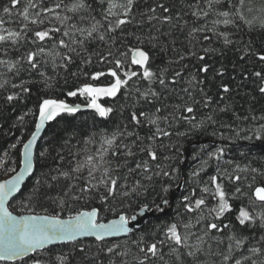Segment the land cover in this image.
<instances>
[{
	"label": "trees",
	"instance_id": "16d2710c",
	"mask_svg": "<svg viewBox=\"0 0 264 264\" xmlns=\"http://www.w3.org/2000/svg\"><path fill=\"white\" fill-rule=\"evenodd\" d=\"M73 2L31 0L37 7L29 8V20L26 21L20 13L29 0H19L16 6L11 5V0H0V20H3L0 28L19 32L21 26L26 25L32 30L22 33L26 38L16 44L11 41L0 42V60L8 62L20 60L29 51L35 52L40 47H52L53 39L43 42L35 40L33 33L36 30L60 28L59 33L50 35L57 41L63 38L71 44L72 38L83 39L87 30L97 21L100 22L98 32L85 40L83 47L71 45L75 48L72 53H68L66 48H59L60 52L71 56L66 67L59 57L55 67L49 58L37 57V70H30L26 60H20L11 71L7 64H0V85H3L0 87V180L18 170L20 150L34 131L41 99L51 98L71 105H85L88 101L86 96L79 93L68 96L67 93L75 91L84 83L104 86L112 83L114 78L108 74V69L114 67L115 59L124 61V68L118 72L121 79H125L126 71H134L137 75L122 86L115 97L100 102L102 106L113 109L107 117L100 118L91 111L77 112L62 114L46 125L35 149L33 174L11 200L8 208L15 215L45 214L60 218L96 208L100 222L117 218L121 213L131 217L144 204H148L150 210L160 205L166 213L147 219L138 229L119 240H82L47 248L17 262L0 264H31L30 258L36 256H40L45 264H138L145 254L139 251L133 241H139L141 237L146 244L158 245V255H149L145 264H236L237 260L240 264H253V261L255 264H264V227L260 220L264 215V203L253 195L256 187L264 186V138L256 139L257 130L264 125V93L259 91L264 81L254 75L256 72L264 74V61L258 58L264 54V28L260 26L264 12L259 11L264 7V0H245L242 11L245 19L252 21L251 26L233 15L236 12L234 5L238 6L239 0H220L218 4L213 3L211 9L208 8L207 0H134L132 12L127 18L130 22L112 32L107 29L109 22L116 17L104 19L108 0H85L90 7L78 12L68 10ZM125 2L114 0L117 5ZM56 4H60V8L56 9ZM5 7L9 8L8 13L3 11ZM44 7L53 8L54 11L42 12L41 8ZM164 8L168 11L164 12ZM249 8L252 11H248ZM113 10L117 13L123 11L119 7ZM222 11L230 13L229 18L233 23L213 24L215 20L224 19L218 15ZM37 12H40L38 19L44 20L43 24L30 22L32 18H37ZM193 12L208 14L196 17ZM57 14L70 19L61 25L56 19ZM149 16L153 19L149 20ZM164 16L171 19L164 21ZM120 18L125 17L121 15ZM81 28L85 29L83 35L76 31ZM193 28H203L204 31L192 33ZM65 30L70 32V37L62 35ZM220 33L228 34L232 43L225 45ZM100 34L105 35L104 41L98 39ZM204 36L209 39L204 40ZM136 47L149 55L146 67L157 77L151 83L143 78V69L131 63L130 49ZM109 52L112 53L110 58L107 56ZM101 55L105 56V60L100 59ZM200 56H204V60L201 61ZM181 57L184 59L181 60ZM45 60L48 62L44 63ZM204 65H208V70L200 72L199 69ZM40 71L49 78L47 83L51 87L45 86L46 81L39 75ZM162 71L166 81L164 86L159 84L158 79ZM94 72H103L105 75L93 81L91 77ZM176 72L181 75L173 83ZM13 85H23L29 91L24 92L21 87ZM224 85L229 88L227 93L223 92ZM137 88L140 92L151 88L158 96L145 99L136 92ZM185 88L192 93L191 98L183 91ZM9 95L15 98L9 101ZM207 97L211 100L205 107L203 102ZM193 101H196L194 105ZM176 105H192L194 113H185L182 108L177 110ZM157 108L161 109L159 113H156ZM140 112L149 114V118L152 114L168 117L167 121L159 120L158 126L170 135H157L154 140H149L156 133L157 126L150 124L148 118L140 117ZM133 113L137 114L139 123L131 119ZM181 115H193L195 120L190 123L180 119ZM209 116L212 117L211 121L207 120ZM201 121V127H193L194 123ZM115 131L122 135L117 136L114 147L106 154L108 163L105 167L110 169L114 178H118L121 187L114 197L109 196L106 200L101 199V196L106 195L103 185L82 193L81 188L86 183L96 184L102 178L103 169L94 173V180L88 177V167L79 172L73 169L88 155L95 156L102 143L101 137L111 136ZM89 138L95 142L87 143ZM205 140L209 143L204 144ZM13 144L15 148L11 147ZM149 144L157 153L154 161L140 151ZM218 147L224 149L222 156L218 160H210L197 177H190V173L208 159V153L215 152ZM113 151L117 154L112 155ZM129 151L133 155H126ZM42 152L43 157L40 155ZM145 161H148L149 171L136 168L137 163L143 164ZM129 169L134 171L130 172ZM62 172H68L69 176L60 175ZM163 172L169 175L164 176ZM212 175L221 178L218 182L222 183L231 205V210L219 220L213 219L208 213V209L216 205L217 201L200 191ZM54 176L57 179L53 180ZM236 176L240 177L238 181L234 179ZM180 178V189L170 201ZM37 181L40 182V195L33 197ZM138 181L142 187L137 192L131 191L137 187ZM164 187L168 188L166 195L162 193ZM237 188L241 190L239 193L236 192ZM193 189L196 198L203 195L206 199L204 219L199 222L200 212L188 213L182 207V197L190 195ZM125 191L129 193L128 196L121 194ZM161 196L169 200V205L161 204ZM242 207L255 218L246 221L245 225L237 220ZM173 222L180 225L178 230L181 235L189 236L187 245H175L166 239L165 228ZM189 223L191 227L185 229L183 225ZM207 223H217L222 231L211 230L205 236ZM224 224L230 226L223 228ZM229 236L234 238L229 240ZM198 237L202 239L198 240ZM241 238L246 239L237 247L235 240ZM113 245L118 247L108 252L107 249ZM252 248L260 251L253 253L250 251ZM60 255L65 257L63 261L56 259ZM225 255L229 257L228 261L224 260Z\"/></svg>",
	"mask_w": 264,
	"mask_h": 264
},
{
	"label": "snow or ice",
	"instance_id": "6c2138e0",
	"mask_svg": "<svg viewBox=\"0 0 264 264\" xmlns=\"http://www.w3.org/2000/svg\"><path fill=\"white\" fill-rule=\"evenodd\" d=\"M103 2V0H102ZM19 3V0H11V5L16 6ZM213 3H220V0H207L208 8L211 9ZM245 4V0H239L238 6L234 5L236 7V12L233 13V15L238 16L240 20H243L244 23L251 26L252 21L246 20L243 15V6ZM134 6V0H126L125 3L117 5L114 3V0H108V7L105 9L106 15L104 16V19L107 20L108 17H116L113 21L109 22V27L107 29L108 32L114 31V29L120 28L121 25H125L130 22L129 19H127L133 9ZM37 5L35 3H31V0H29V4L23 9V12L20 13V15L23 17L24 20H29V8H36ZM56 9L60 8V4H56L54 6ZM90 5H88L85 0H74V2L71 4V6L68 8L71 12H78L81 9H88ZM121 8L123 11L122 13H117L113 9L115 8ZM160 7L163 8V5ZM164 12H167L168 9L164 8ZM5 13L9 12V8L5 7L3 9ZM42 12L48 13L53 12V8H41ZM154 11V9H153ZM248 11H252L251 8L248 9ZM260 12H264V7H262ZM196 17H200L201 15L207 16V12H193L192 13ZM123 15L125 18H120V16ZM219 16L224 17L223 20H215L213 21V24H219L223 23L225 25L233 23V20L229 18L230 13L228 11H222L218 13ZM40 16V12L36 13L37 18H32L31 23L32 24H43L44 20L38 19ZM56 19L59 20L61 25H65L66 21L70 18L65 16L61 18L59 14L56 15ZM94 19V18H93ZM153 17L149 16V20H152ZM171 18L169 16H164V21H169ZM3 24V20H0V25ZM100 25V22L97 21L95 24L92 25L90 30H87V34L83 36V39H71V44L66 43L65 39L61 38L58 41L55 40L54 36H51L50 33H59L60 28H50V29H43V30H36L34 31L33 35L35 37V40H39L41 42L45 41L46 39H53V44L50 49H46L44 47L38 48L37 51L32 52L29 51L26 55V57H21L20 60H26L28 65L30 66V70H37L39 67V64L37 63V57H47L51 60L53 66L56 65V60L59 57L60 60L63 62V66H67V63L71 61V56L62 53L59 51V48H66L68 53L75 52V48H73L71 45H78L80 47L84 46L85 40H88L89 38L93 37V34L98 32V26ZM260 26L264 28V18H261L260 20ZM75 28V25L72 26ZM208 31H213V29H207ZM28 31H32L31 29H28L26 25L21 26V31H15L11 29H5L0 28V42H7L11 41L13 44H16L18 41L25 39L26 37L22 35V33H26ZM76 31H79L82 35L85 33V29H76ZM197 31H204L203 28L201 29H192V33H195ZM190 33V35L192 34ZM64 37H70V32L68 30H65L62 34ZM220 36L224 39V44L228 45L232 43V41L228 38V34L226 33H220ZM98 39L101 41L105 40V35L100 34L98 36ZM139 39V37H137ZM151 39V38H150ZM208 36H204V40H208ZM35 42V41H33ZM205 52L208 51V49H204ZM131 63L135 65H139L143 69V78L149 83H151L154 79H157L156 75L153 73V71L150 70L149 67H146V65L149 62V55L146 51H144L142 48L136 47L131 48ZM192 55H195V53H191ZM124 55V54H121ZM107 56L110 58L112 56V53H107ZM204 56H200L199 59L202 61L204 60ZM261 61H264V54L259 55L258 57ZM101 60H105V56H100ZM181 60L184 59V57L180 58ZM20 60H17L15 62H8L4 60H0V64H7V67L9 71L16 68L17 64L20 63ZM48 60H45L44 63H47ZM114 67L108 69V74L114 78L113 82L104 86V85H94L92 83H84L80 87L76 88L75 91H69L67 93L68 96H76L78 93L82 96H86L89 99L88 107L95 109L96 113L100 117H107L109 113L113 111L110 107H104L97 103V98L100 96H108V97H115L117 93L121 90L122 86H125L128 84V81L137 75L136 72H124L125 79H121L120 75H118V72L124 68V61L122 59H115L113 61ZM208 70V65H204L202 68L199 69L200 72H206ZM39 75L41 77H44L46 83V87H51V84L47 83L48 77L43 71L39 72ZM75 75V73H73ZM105 73L103 72H94L92 74L91 79L93 81L98 80L101 76H104ZM181 75L180 72L174 73V77L172 82L175 83L176 77H179ZM256 77L260 78L262 81H264V74L261 72H256L254 74ZM159 84L164 86L166 81L165 78H163V71L160 74ZM195 78L193 77V80ZM7 83V81H5ZM191 83V81H189ZM197 83H202V81H197ZM0 87H3V85H0ZM13 87H21L22 91L28 92L29 89L26 87H23V85H13ZM184 92H187L189 97H192V93L189 91L188 88L183 89ZM201 91H203L201 89ZM229 91V88L227 85L223 86V92L227 93ZM259 91L261 93H264V86L260 87ZM136 92L139 93V95L143 98H148L149 96L155 98L158 96V93L153 91L151 88L144 92H140L139 88L136 89ZM15 97L13 95H9L7 97V100L12 101ZM211 100L210 97H207L204 100V106L207 107L209 101ZM196 103V101H193V105ZM78 105L73 107L68 105L62 100L57 99H51V98H44L41 99L38 103V116L36 118L35 122V131L31 133V138L27 140V142L23 143V147L20 150V156L22 159L19 161L20 164V171L17 172L15 175H13L10 179L0 181V261H15L17 259H21L25 256H28L30 253H36L37 250L45 249V246L54 242V241H74L79 236H94L97 241H103L105 237L109 236H118L120 234H128L132 231V229L129 227V221L136 220L137 217L135 215L128 217L125 214L121 213L118 215L117 218L108 220L105 222L98 221V210L96 208H92L88 211H79L74 216L69 217L67 220L60 219L58 216H40V215H30V216H15L12 212L8 210L6 207V202L8 198L15 192L18 191L20 188V182L24 179V176L26 173H30L33 170V144L36 141V137L39 134V131L41 128L44 127L46 121H52L54 118H56L60 113H75L78 109ZM177 110L183 109V112L192 114L194 113V106L192 105H176L175 106ZM223 111V109H221ZM161 111L160 108L156 109V113H159ZM140 117L148 118V122L152 125H156V133L153 134V136L149 137V140H154L157 135L167 137L170 135L168 131H165L164 129H161L158 126L159 120L163 119L165 121L168 120V117H159L155 114H152L151 118H149V114L140 112ZM22 119V118H21ZM131 119L137 123H139V119L136 113L132 114ZM180 119H183L188 122H192L195 120V116L193 115H181ZM247 119V117H245ZM253 120L256 119V117H252ZM207 120L211 121L212 117H207ZM203 124V121L200 123H194L193 127L199 128ZM118 135H122V133L115 131L112 133L111 136H102L101 140V146L97 150V153L95 156L88 155L85 160L82 163L77 164L76 168L73 169V171L79 172L85 167H88V177L90 180H94L95 176L94 173L101 168L103 169L102 172V178L96 183L92 184L90 182L86 183L84 187L81 188L82 193H86L90 191L93 188H96L99 185H103L105 187L106 195L101 196L102 200H106L109 196H115V193L119 187L118 178H114L111 175L110 169L108 167H105V165L108 163L105 160L106 154L109 152L110 149L114 147V141L117 139ZM131 135V133H129ZM180 135H184V133H180ZM251 138V137H248ZM264 138V125H261L260 129L256 132V139H262ZM95 141L92 138H89L87 143H94ZM12 148H15L16 145H11ZM206 147V146H202ZM47 149H45V152ZM141 152L146 153L148 157H150L151 160L157 159V153L152 149L151 145H146L144 148L140 149ZM224 152L223 148H217L215 152H209L208 153V159L203 160L201 162V166L198 167L196 170L192 171L190 173V177H197L201 171H203V168L206 167L210 160L212 159H219ZM117 153L115 151L112 152V155H116ZM41 157H43L44 153L42 152ZM126 155L131 156L133 153L129 151L126 153ZM137 169H142L143 171L147 172L150 170L148 161H145L143 164L137 163L136 164ZM239 168V166H237ZM241 171H244L246 169H240ZM14 171V169H13ZM129 171H134L133 169H129ZM253 172L256 171V169H252ZM60 175L64 177H68V172H62ZM159 175V173H157ZM164 176H168V172H163ZM53 180L57 179V177H52ZM148 179H151V177H148ZM221 178L217 175H212L209 178V181L206 182L205 186L200 189V191L203 194H207L211 196L213 200L217 201V204L214 205L212 208L208 209L209 215L213 216V219L219 220L220 217H222L226 212H229L231 210V205L229 203L227 193L224 190V187L221 182H218ZM235 180H239L240 177L236 176L234 177ZM40 182L37 181V187L35 192L32 194V196H39L40 195ZM142 187V185H139V181L137 182V187H134L131 191L137 192L138 188ZM241 190L239 188L236 189V192L239 193ZM163 194L168 193V188L164 187L162 189ZM123 196H128L129 193L127 191L121 193ZM253 195L255 196L256 200L264 203V186L256 187L254 189ZM32 198V197H30ZM161 204L162 205H169V200L167 198H164L161 196ZM206 199L202 195L200 198H196L195 189H193L192 193L190 195H186L182 197V207L184 210L188 213L193 212H200L201 215L198 217L197 222L204 219L203 211L206 207ZM149 205L144 204L140 206V213H144L146 211H149ZM156 210L163 212V208L160 205H156ZM179 215V214H178ZM255 218L250 214L248 210L245 208H240L239 213L237 215V220L241 225H245L246 221H252ZM261 225L264 227V215L260 217ZM230 225L224 224L223 228H228ZM178 223L173 222L170 225L166 226L165 228V235L166 239L174 242L175 245H187L189 236L181 235L179 232ZM183 227L185 229H188L191 227V224H184ZM211 230L216 231H222V228L217 223H207L205 226V232L204 235L207 236ZM234 237L229 236V240H232ZM198 240H201L202 237H198ZM244 239H236L235 243L236 246L239 247L244 243ZM133 243L137 244L139 247V251L141 253H144V259L140 260L138 264H145V261L148 259V256L156 257L158 255V245L157 243L152 244H146L144 242L143 237L140 238L139 241H133ZM163 243V242H160ZM114 247H118V245H113V247H109L107 249L108 252H112ZM229 249L231 250V244L229 245ZM253 253H258L260 249L258 248H252L250 250ZM189 255H192L191 252H189ZM163 259V257H160ZM31 259V264H45L43 259L40 256H36ZM57 260L63 261L65 259L64 256L60 255L56 257ZM224 260L228 261L229 257L227 255L224 256ZM236 264H240V261L237 260ZM253 264H255V261H253Z\"/></svg>",
	"mask_w": 264,
	"mask_h": 264
},
{
	"label": "water",
	"instance_id": "95a60500",
	"mask_svg": "<svg viewBox=\"0 0 264 264\" xmlns=\"http://www.w3.org/2000/svg\"><path fill=\"white\" fill-rule=\"evenodd\" d=\"M112 97H108V96H100V97H98L97 98V103H99L100 104V101H102V100H104V99H111ZM66 103V102H65ZM68 105H70V106H73V107H75V106H77V105H71V104H69V103H67ZM88 105V104H87ZM87 105H85V106H81V105H78L79 107H78V109H77V111L75 112V113H77V112H86V111H91V112H94V113H96V111H95V109H93V108H90V107H88ZM101 105V104H100ZM62 114H70V113H60L58 116H60V115H62ZM97 114V113H96ZM98 115V114H97ZM38 116V115H37ZM57 116V117H58ZM99 116V115H98ZM56 117V118H57ZM100 117V116H99ZM100 118H103V117H100ZM55 119V118H54ZM53 121V120H52ZM52 121H46L45 122V125H44V127L43 128H41L40 129V131H39V134L37 135V137H36V141H35V143L33 144V149H32V152H33V170H34V154H35V149H36V146H37V144H38V141H39V139L41 138V136H42V133L44 132V130H45V128H46V125L47 124H49V123H51ZM34 131H35V128H34ZM31 138V135H30V137L28 138V139H30ZM27 139V140H28ZM27 140H26V142H27ZM203 143L204 144H206V143H209V141L208 140H205V141H203ZM23 147V146H22ZM22 149V148H21ZM21 159H22V157H21ZM20 159V160H21ZM186 159V158H185ZM33 170H32V172H30V173H26L25 174V176H24V179L20 182V188L18 189V191L17 192H15V193H13L9 198H8V200H7V202H6V207L8 208V206H9V203L11 202V200L13 199V198H15L16 196H17V194L20 192V190H21V188L23 187V185L27 182V180H29L30 179V177L32 176V174H33ZM20 171V166H19V168H18V170L14 173V174H12L10 177H8V178H6V179H2V180H0V181H4V180H8V179H10L13 175H15L17 172H19ZM180 185H181V178H180V181H179V184H178V186H177V188L174 190V192H173V194H172V196H171V198H170V201L173 199V197H174V195L179 191V189H180ZM9 210V209H8ZM164 213H166V212H161V211H159V212H157V210L156 209H152V210H149V211H146V212H144V213H140V210L135 214V216L137 217V219L136 220H134V221H132V220H130L129 221V227L132 229V231L133 230H136V229H138L147 219H151V218H157V217H159L160 215H163ZM13 215H15V214H13ZM30 215H40V216H50V215H45V214H22V215H15V216H17V217H19V216H30ZM60 218V217H59ZM69 217H67V218H60V219H64V220H67ZM113 219H115V218H113ZM110 220H112V219H110ZM108 221V220H107ZM107 221H105V223L107 222ZM130 233V232H129ZM128 233V234H129ZM128 234H120V235H118V236H109V237H105V239L103 240V241H115V240H119V239H122V238H124L126 235H128ZM82 240H93V241H95V242H103V241H97L96 240V238L94 237V236H90V235H86V236H79V237H77V239L76 240H74V241H54V242H52V243H50V244H48V245H46L45 246V249H47V248H50V247H54V246H58V245H63V244H68V243H73V242H78V241H82ZM45 249H42V250H37V252H40V251H43V250H45ZM34 253H30L28 256H25V257H23V258H21V259H17V260H15V261H0V263H13V262H17V261H20V260H23V259H25V258H28V257H30V256H32Z\"/></svg>",
	"mask_w": 264,
	"mask_h": 264
},
{
	"label": "bare ground",
	"instance_id": "6f19581e",
	"mask_svg": "<svg viewBox=\"0 0 264 264\" xmlns=\"http://www.w3.org/2000/svg\"><path fill=\"white\" fill-rule=\"evenodd\" d=\"M112 98H113V97H112ZM112 98H111V99H112ZM104 100H105V99H104ZM102 101H103V100H102ZM100 102H101V101H100ZM88 103H89V99H88V102H87V104H88ZM87 104H85V105H87ZM100 104H101V103H100ZM85 105H81V106H85Z\"/></svg>",
	"mask_w": 264,
	"mask_h": 264
},
{
	"label": "flooded vegetation",
	"instance_id": "af4514ba",
	"mask_svg": "<svg viewBox=\"0 0 264 264\" xmlns=\"http://www.w3.org/2000/svg\"><path fill=\"white\" fill-rule=\"evenodd\" d=\"M88 102V101H87ZM87 104V103H86Z\"/></svg>",
	"mask_w": 264,
	"mask_h": 264
}]
</instances>
